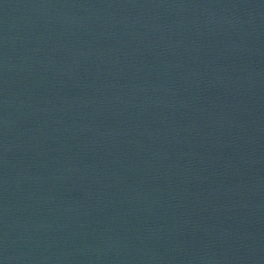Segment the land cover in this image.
<instances>
[{
  "label": "water",
  "instance_id": "95a60500",
  "mask_svg": "<svg viewBox=\"0 0 264 264\" xmlns=\"http://www.w3.org/2000/svg\"><path fill=\"white\" fill-rule=\"evenodd\" d=\"M0 264H264V0H0Z\"/></svg>",
  "mask_w": 264,
  "mask_h": 264
}]
</instances>
